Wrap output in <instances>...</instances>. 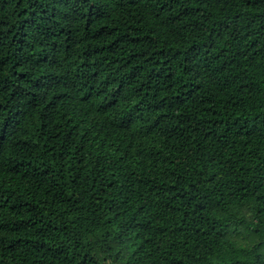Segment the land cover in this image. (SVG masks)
Here are the masks:
<instances>
[{"label":"trees","instance_id":"16d2710c","mask_svg":"<svg viewBox=\"0 0 264 264\" xmlns=\"http://www.w3.org/2000/svg\"><path fill=\"white\" fill-rule=\"evenodd\" d=\"M0 264H264V0H0Z\"/></svg>","mask_w":264,"mask_h":264}]
</instances>
